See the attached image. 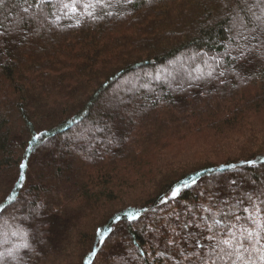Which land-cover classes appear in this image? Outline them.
I'll return each instance as SVG.
<instances>
[{"label": "trees", "instance_id": "1", "mask_svg": "<svg viewBox=\"0 0 264 264\" xmlns=\"http://www.w3.org/2000/svg\"><path fill=\"white\" fill-rule=\"evenodd\" d=\"M29 4H0V264H181L145 226L172 212L264 231V0Z\"/></svg>", "mask_w": 264, "mask_h": 264}, {"label": "snow or ice", "instance_id": "2", "mask_svg": "<svg viewBox=\"0 0 264 264\" xmlns=\"http://www.w3.org/2000/svg\"><path fill=\"white\" fill-rule=\"evenodd\" d=\"M4 0H0V4H3ZM28 0H25L27 3ZM98 3L103 0H97ZM131 2V0H128ZM47 3V0H35V4H29L28 7L23 8V12L27 13L30 7L40 8L41 4ZM91 6V5H89ZM67 7V5H65ZM91 15V13H89ZM240 26L243 27V22H240ZM242 39L247 41V37L241 36ZM253 39H256L253 36ZM239 55L247 58V56L253 52L252 48L247 47V43L239 46ZM258 50V49H257ZM223 75V73H221ZM46 133L41 132L39 135L32 137L33 141L41 140ZM22 169L24 164H20ZM20 180H24L25 176L21 174ZM193 184L196 181L193 179ZM235 183V181H233ZM184 187H188L185 183ZM182 192V189L176 188L172 192V199H177ZM169 201L164 200L162 203L167 204ZM4 209L0 208V212ZM191 212V209L188 210ZM205 212L210 213L208 217L202 218L201 221H197L194 217L196 213H191L188 219H181L180 213H169L170 216H174L173 220L164 218L163 223L159 226L155 224L152 226L154 233V243L159 237L165 235L161 232V227L167 229V237L164 240L165 251H170V255L167 260L176 259L181 264H255L256 260L264 262V231H261V225L259 221L253 216H249L247 219L251 221L254 227H245L237 224H231L226 227H219L221 220L216 219V213L212 212L210 208H205ZM247 211V209H245ZM139 213H126V218L130 220H138ZM120 218L117 217V220ZM242 218L239 215L235 216L236 221H240ZM211 220V223L208 221ZM109 232L112 229H108ZM147 255H151L147 253ZM155 256L164 258V252L157 251Z\"/></svg>", "mask_w": 264, "mask_h": 264}, {"label": "rangeland", "instance_id": "3", "mask_svg": "<svg viewBox=\"0 0 264 264\" xmlns=\"http://www.w3.org/2000/svg\"><path fill=\"white\" fill-rule=\"evenodd\" d=\"M191 61H193L192 58L189 60H187V59L177 60L176 62L168 64L167 67L164 69H158L156 71L155 75H151V73L149 71L137 72V75L135 76L134 79H127L125 81L119 82V87L115 88V91L108 94V99H112L114 101L121 102L120 101L121 100V90L123 91V88H126L127 86H130L131 88H135V87L139 86L141 81L144 79H149L151 82H153L155 84L173 81L174 80L173 79L174 71H176L177 69H181L183 72H187L188 67L191 64ZM125 94L128 95L129 92L126 91ZM106 107H107V104L104 106V108H106ZM72 132H74V130H72ZM166 212H167V210L159 212L157 217H154V219L157 221H160ZM136 225H137V228L139 229V227H142V225H145L144 220H142V219L137 220ZM145 226L147 228V232H149V233L152 232V226H153L152 224H148ZM19 237H20V234H16V235H11L9 239H10V241H15V243H18V242H20ZM1 239L6 240L4 238H1ZM116 239L118 240L119 238H116ZM5 242H7V241H5ZM114 243L115 242L110 241V244H114ZM127 247L130 249H133V246H131V245H128ZM21 249H24L23 246L18 245L17 248L13 249V252H15L17 250H21ZM6 256H8V255L0 256V261H1V259H4Z\"/></svg>", "mask_w": 264, "mask_h": 264}]
</instances>
